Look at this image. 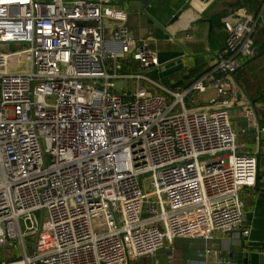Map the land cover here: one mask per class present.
Masks as SVG:
<instances>
[{
	"label": "built area",
	"instance_id": "built-area-1",
	"mask_svg": "<svg viewBox=\"0 0 264 264\" xmlns=\"http://www.w3.org/2000/svg\"><path fill=\"white\" fill-rule=\"evenodd\" d=\"M258 19L227 15L213 66L171 90L146 74L156 51L113 0H0V245L20 248L0 264H128L178 237L246 233L259 160L239 134L257 123L233 74Z\"/></svg>",
	"mask_w": 264,
	"mask_h": 264
},
{
	"label": "crops",
	"instance_id": "crops-1",
	"mask_svg": "<svg viewBox=\"0 0 264 264\" xmlns=\"http://www.w3.org/2000/svg\"><path fill=\"white\" fill-rule=\"evenodd\" d=\"M113 1L127 10V26L133 36L156 51L158 66L146 74L171 90L189 87L213 66L215 54L225 45L223 20L227 15L235 11L259 15L254 34V54L235 73L247 104L249 101L246 96L255 105L257 123L253 128L240 133L239 141L246 144L248 151L260 152L256 185L241 192L244 228L247 232L242 229L218 232L209 244L201 238L178 237L173 240L171 248L166 244L155 254L135 258L128 264H264V151H260L264 133L259 128L264 126V0ZM160 67H166L160 74L168 79L167 85L150 75L152 70L156 72L155 69ZM142 84L153 94L169 96L158 85L145 80ZM209 89L214 94L206 101H198L201 93L195 94L198 104H208L218 96L215 87H208L206 92ZM189 96L187 101H190ZM240 108L238 104L231 109L232 124L238 130L246 125V120L238 116ZM208 246L211 252L206 254ZM170 253L172 259L169 258Z\"/></svg>",
	"mask_w": 264,
	"mask_h": 264
},
{
	"label": "rangeland",
	"instance_id": "rangeland-1",
	"mask_svg": "<svg viewBox=\"0 0 264 264\" xmlns=\"http://www.w3.org/2000/svg\"><path fill=\"white\" fill-rule=\"evenodd\" d=\"M260 16H261V12H260ZM164 68H166V67L156 68L155 70H156L157 73L152 70L150 75L153 78H155L157 81H159L160 83H162L164 85H167L168 84V79L164 78L162 76V73L160 74V72H162V70ZM213 94H214V92L211 89H209L206 93H201L200 94L198 101L199 100L200 101H202V100L206 101L208 99V97L210 95H213ZM231 118H232V116H231ZM35 240H36V236H29V237L26 238V246H27L29 251H32V248L34 246L31 245V244L35 243ZM11 248H14L15 252H18V249H20L19 248V244L16 243V242H14V245H11L9 243L8 244H4V245H0V261L6 260V259L9 258V249H11ZM142 258H144V257H142Z\"/></svg>",
	"mask_w": 264,
	"mask_h": 264
},
{
	"label": "water",
	"instance_id": "water-1",
	"mask_svg": "<svg viewBox=\"0 0 264 264\" xmlns=\"http://www.w3.org/2000/svg\"><path fill=\"white\" fill-rule=\"evenodd\" d=\"M233 77L235 79V74H233ZM235 81H236V79H235ZM236 83H237V81H236ZM246 97L248 98L249 106L252 108L253 112L256 114V109H255V105H254L253 101L248 96H246ZM259 128H260V126H259ZM261 141H262V137H261V133H260V142ZM259 153L257 154L258 157L260 156Z\"/></svg>",
	"mask_w": 264,
	"mask_h": 264
},
{
	"label": "trees",
	"instance_id": "trees-1",
	"mask_svg": "<svg viewBox=\"0 0 264 264\" xmlns=\"http://www.w3.org/2000/svg\"><path fill=\"white\" fill-rule=\"evenodd\" d=\"M258 15V14H257Z\"/></svg>",
	"mask_w": 264,
	"mask_h": 264
}]
</instances>
